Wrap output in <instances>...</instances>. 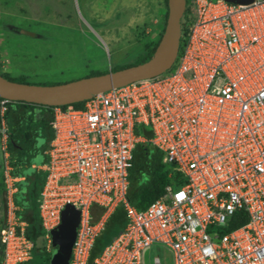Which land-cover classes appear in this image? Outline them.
I'll use <instances>...</instances> for the list:
<instances>
[{"label": "built area", "instance_id": "obj_1", "mask_svg": "<svg viewBox=\"0 0 264 264\" xmlns=\"http://www.w3.org/2000/svg\"><path fill=\"white\" fill-rule=\"evenodd\" d=\"M9 102L0 98V264H25L38 248L13 200L23 178L9 165ZM49 125L48 161L32 166L46 172L38 198L44 252L70 205L80 214L68 264H88L122 205L126 225L93 264H142L154 244L173 264H264V0H185L171 68L93 94L80 107L54 106ZM138 125L150 139L135 134ZM141 142L163 153L170 172L163 194L138 210L126 195Z\"/></svg>", "mask_w": 264, "mask_h": 264}, {"label": "rangeland", "instance_id": "obj_2", "mask_svg": "<svg viewBox=\"0 0 264 264\" xmlns=\"http://www.w3.org/2000/svg\"><path fill=\"white\" fill-rule=\"evenodd\" d=\"M167 12V0H0V74L56 85L135 66L162 36ZM47 161L42 155L33 160ZM3 190L0 185V221ZM45 256L44 248L33 255L36 261ZM155 257L173 264L156 244L142 252V264Z\"/></svg>", "mask_w": 264, "mask_h": 264}, {"label": "trees", "instance_id": "obj_3", "mask_svg": "<svg viewBox=\"0 0 264 264\" xmlns=\"http://www.w3.org/2000/svg\"><path fill=\"white\" fill-rule=\"evenodd\" d=\"M167 16L168 12L165 16L166 20ZM159 40L151 49L147 59L145 61L140 60L136 65L152 58ZM2 76L10 81L26 83L23 78L15 80L7 75ZM37 85L55 84L38 83ZM81 104L82 102H76L72 105L80 107ZM5 120L9 133L7 151L10 156L11 175L16 178H23V180L15 183L17 191L13 195L14 203L18 207L17 216L20 220L27 223L26 236L32 241L37 242L44 234L39 217L38 198L45 181L46 172L34 169L32 166L44 165L46 163L35 164L33 160L38 156L42 155L48 160L46 152L54 135L49 125L52 120V107L25 102H9L7 104ZM135 134L146 139H150L152 136L151 130L143 125L135 127ZM162 159L163 153L150 143L141 142L136 144L133 152L132 167L129 173V189L126 195L129 205L142 210L163 194L164 187L168 182L170 169L163 164ZM0 185L4 186L3 193L1 194L3 204L1 226L4 220L6 197L3 181ZM93 215L96 216L97 214ZM125 217V211H121L117 206L108 218L103 231L96 238L89 255L88 264H93L94 259L124 229ZM36 250L38 249H35L34 254H36ZM44 253L46 254L44 260L36 261L33 257L31 261L25 264H50L47 256L48 253Z\"/></svg>", "mask_w": 264, "mask_h": 264}, {"label": "water", "instance_id": "obj_4", "mask_svg": "<svg viewBox=\"0 0 264 264\" xmlns=\"http://www.w3.org/2000/svg\"><path fill=\"white\" fill-rule=\"evenodd\" d=\"M237 1L239 4H249L253 0ZM167 6L168 16L164 32L152 58L148 61L113 72L56 85L19 83L7 80L0 74V98L10 102H25L46 107L63 106L82 102L93 94L113 87L123 86L166 72L175 62L178 53L185 0H167ZM79 214V211L70 205L63 209L61 223L51 232L53 249L50 253V264H68ZM41 242L42 238L40 237L36 242L37 248L42 247Z\"/></svg>", "mask_w": 264, "mask_h": 264}, {"label": "crops", "instance_id": "obj_5", "mask_svg": "<svg viewBox=\"0 0 264 264\" xmlns=\"http://www.w3.org/2000/svg\"><path fill=\"white\" fill-rule=\"evenodd\" d=\"M32 37H34V34L32 35ZM37 85V84H36ZM33 166H40V165H33ZM22 179V178H21Z\"/></svg>", "mask_w": 264, "mask_h": 264}]
</instances>
